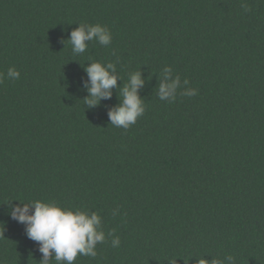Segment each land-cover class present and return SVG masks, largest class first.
Listing matches in <instances>:
<instances>
[{
  "label": "trees",
  "instance_id": "trees-1",
  "mask_svg": "<svg viewBox=\"0 0 264 264\" xmlns=\"http://www.w3.org/2000/svg\"><path fill=\"white\" fill-rule=\"evenodd\" d=\"M80 24L111 44L73 54ZM90 61L118 76L94 107ZM166 66L173 102L157 91ZM136 71L145 111L114 126ZM0 74V264L42 258L10 215L31 200L102 217L97 255L74 264H264V0H0Z\"/></svg>",
  "mask_w": 264,
  "mask_h": 264
},
{
  "label": "clouds",
  "instance_id": "clouds-1",
  "mask_svg": "<svg viewBox=\"0 0 264 264\" xmlns=\"http://www.w3.org/2000/svg\"><path fill=\"white\" fill-rule=\"evenodd\" d=\"M68 41L72 46L73 54H82L87 49L86 42L96 41L103 46L110 45L112 34L106 26L100 24H80L71 32ZM84 70L89 78L85 85L89 93L85 98V104L94 107L102 99H109L112 95L111 89L117 86L116 64L90 61ZM7 77L16 80L19 79L20 73L15 68H9ZM3 78L0 74V82ZM143 83L139 71L130 74L127 83L120 89L122 97L120 104L108 113L112 125L127 129L143 115L145 107L138 93ZM183 84L188 85L189 81L185 79ZM180 88V76L176 75L173 78L172 68L166 66L157 89L159 98L173 102ZM180 94L192 96L196 94V90L187 88ZM21 204L23 206L18 204L13 207L10 215L18 223L26 225L27 237L39 244V251L42 253L39 264H50L52 259L56 264H74L78 254L95 257L97 243H103L106 239L102 217L97 212L65 208L54 201L31 200ZM108 235L114 236V233L109 232ZM111 243L113 247H119V237L114 236ZM227 259L232 258L227 257ZM169 264H176V258H170ZM185 264H188V259L185 260ZM197 264H221V262L217 259L210 261L206 257H201L197 260Z\"/></svg>",
  "mask_w": 264,
  "mask_h": 264
}]
</instances>
